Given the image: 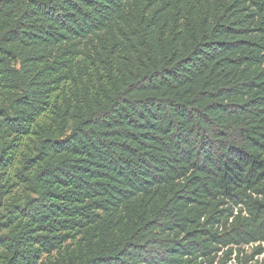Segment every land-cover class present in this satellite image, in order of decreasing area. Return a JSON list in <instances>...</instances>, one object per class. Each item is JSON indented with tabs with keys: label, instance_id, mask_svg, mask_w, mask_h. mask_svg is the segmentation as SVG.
<instances>
[{
	"label": "trees",
	"instance_id": "trees-1",
	"mask_svg": "<svg viewBox=\"0 0 264 264\" xmlns=\"http://www.w3.org/2000/svg\"><path fill=\"white\" fill-rule=\"evenodd\" d=\"M261 254L264 0H0V264Z\"/></svg>",
	"mask_w": 264,
	"mask_h": 264
},
{
	"label": "rangeland",
	"instance_id": "rangeland-1",
	"mask_svg": "<svg viewBox=\"0 0 264 264\" xmlns=\"http://www.w3.org/2000/svg\"><path fill=\"white\" fill-rule=\"evenodd\" d=\"M245 248L249 252L250 247H245ZM254 260L258 262L257 264H264V254H261L260 256L255 257ZM229 264H234V261H231Z\"/></svg>",
	"mask_w": 264,
	"mask_h": 264
}]
</instances>
